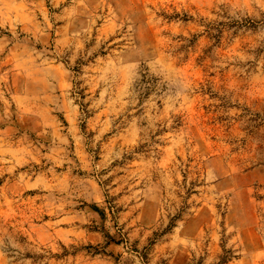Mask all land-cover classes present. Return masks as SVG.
<instances>
[{
    "label": "rangeland",
    "instance_id": "rangeland-1",
    "mask_svg": "<svg viewBox=\"0 0 264 264\" xmlns=\"http://www.w3.org/2000/svg\"><path fill=\"white\" fill-rule=\"evenodd\" d=\"M0 264H264V0H0Z\"/></svg>",
    "mask_w": 264,
    "mask_h": 264
}]
</instances>
